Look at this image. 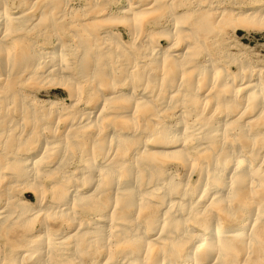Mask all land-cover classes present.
Segmentation results:
<instances>
[{"label": "bare ground", "instance_id": "bare-ground-1", "mask_svg": "<svg viewBox=\"0 0 264 264\" xmlns=\"http://www.w3.org/2000/svg\"><path fill=\"white\" fill-rule=\"evenodd\" d=\"M12 1L0 264H264V71L209 50L229 26L264 32V0ZM45 19L72 42L37 46Z\"/></svg>", "mask_w": 264, "mask_h": 264}, {"label": "rangeland", "instance_id": "rangeland-1", "mask_svg": "<svg viewBox=\"0 0 264 264\" xmlns=\"http://www.w3.org/2000/svg\"><path fill=\"white\" fill-rule=\"evenodd\" d=\"M7 2H8V5L10 4L11 5V7H14V5L16 4L14 1H12V0H6ZM74 2H72V8L74 9V10H76V9H78L79 8V6L80 5H82V4H85V2H83V1H85V0H73ZM126 1V2H125ZM237 2H239L240 0H236ZM14 2V3H13ZM121 2V1H120ZM114 3V2H113ZM124 3V5H126L127 4V0H122V2H121V4H123ZM80 4V5H79ZM251 4V5H250ZM254 4V5H253ZM259 2L258 3H253V2H251V3H249V5H247L248 7H249V9H252V8H257V7H259ZM13 5V6H12ZM253 5V6H252ZM257 5V6H256ZM83 6V5H82ZM115 6V5H114ZM108 7H110L111 8V4L108 6ZM23 10V9H22ZM22 10H19L18 12H24V11H22ZM43 12H42V10H38V12H36V14H35V19L36 20H39L40 19V17L42 18V14ZM80 15V14H79ZM79 15H77V16H79ZM47 18H48V16H47ZM49 18H50V16H49ZM46 21L45 22H47V23H49V24H46V25H49V26H47V30H44V28H43V26L41 27V28H43L41 31H37V32H35V34H34V38H35V40H36V45L37 46H46V47H48V48H54V47H56L57 46V44H58V41H57V39L56 38H58V37H56L57 35H59L60 34V36L64 39V40H66V41H68V42H72L71 40L73 39L72 38V36H70V35H72L71 34V32L69 33V32H67L68 31V24H66L65 26H66V28H64V29H61V30H59L58 28L56 29V28H51V25H50V22H51V19L49 20V22L47 21V19H45ZM40 21V20H39ZM148 22H152V21H148ZM147 22V24H145V28H149L150 27V25H151V23L149 24ZM84 23V22H83ZM149 24V25H148ZM43 25H45V24H43ZM147 25V26H146ZM102 26V25H101ZM45 27V26H44ZM49 27V28H48ZM98 29H97V31H95V33H98V32H102V28H100V27H97ZM151 28V27H150ZM67 29V30H66ZM233 28L232 27H228V30H226V32H223V33H221V34H218V40L217 41H222V39H223V41L222 42H220V43H222V45H218L219 43L216 41V42H214V43H210L209 44V47L210 46H213V47H211L209 50L211 51V49H212V51H211V53H213V54H215V55H220L221 53V55L223 56V58L224 59H226V61H228V60H230L229 58H227L226 57V55H229V56H231V57H233L232 55H235L234 57H233V61L234 60H237L236 62H230V61H228V62H230V64H229V67H230V69H232V72H236V71H238L239 70V66L238 65H242V64H240V63H246L248 66H249V68H250V70H252L253 71V69H256L257 70V73H259L260 71H261V73L264 71V32H260V33H257V32H252V33H249V32H244V31H241V30H238L237 32H236V34L234 33V31L232 30ZM146 30V29H145ZM46 31V33H48V34H46V33H44ZM59 31V32H58ZM60 31H61V33H60ZM123 32H122V37H124L125 39H126V41L128 40V33H129V31L127 30V29H123L122 30ZM126 31V32H125ZM67 32V33H66ZM100 32V33H101ZM146 32V31H145ZM55 33V34H54ZM46 34V36H44ZM230 34V35H229ZM54 35V36H53ZM221 36H223V37H221ZM230 38V39H229ZM48 39V40H47ZM224 39H226V40H224ZM46 40V41H45ZM229 42V43H227V42ZM233 42V43H232ZM237 42L239 43V45L242 47V48H240L239 50L238 49H236L235 48V50L234 49H232L231 47H233L234 45H235V43L237 44ZM230 43H231V45H230ZM211 44H213V45H211ZM229 46H228V45ZM35 45V46H36ZM227 45V46H226ZM36 46V47H37ZM224 46H226V47H224ZM166 47H168L167 46V44H165V46H164V48H166ZM217 47H219V48H217ZM227 47L229 48L228 50H223V49H227ZM244 48V49H243ZM215 51H214V50ZM217 49V50H216ZM241 49H243V50H241ZM220 50V51H219ZM201 51V50H200ZM203 51V50H202ZM202 51L200 52L201 54H198V58H200V60H204L203 58L205 57L204 56V54L202 53ZM223 51V52H222ZM228 51V52H227ZM217 54H216V53ZM225 52V57H224V55H223V53ZM244 52V53H243ZM219 53V54H218ZM230 53V54H229ZM239 53H242V56H240L239 55ZM202 54H203V56H202ZM243 54H245V55H243ZM247 55V56H246ZM221 57V56H220ZM244 57H246V58H244ZM235 58V59H234ZM233 63V64H232ZM239 63V64H238ZM255 67V68H254ZM253 68V69H252ZM256 70H254V71H256ZM256 73V72H255ZM262 74H264V72L262 73ZM46 93V92H45ZM49 95L50 96H46V97H44L45 96V94H44V96H42L41 98L42 99H53V100H66V99H68V94L65 92V91H62V90H52L50 93H49ZM48 97V98H47ZM57 98V99H56ZM66 102H68V101H66ZM176 122L177 121H173L172 123L173 124H176ZM35 159V156H33L32 157V159ZM75 161H72V163L70 162V168L71 169H75L76 168V162L74 163ZM70 169V170H71ZM197 180V177L195 178V181ZM17 195H19L20 197H21V195H22V193L20 192H18V194ZM47 195H49L48 197L49 198H51V194L49 193V194H47ZM31 196H33V195H31ZM29 200L31 201V202H34L35 201V197L33 196L32 198H29ZM1 206V205H0ZM36 224V225H35ZM34 226H35V228H34ZM31 228H34V229H32V230H34V231H31ZM28 229H30L29 231H27ZM36 229V230H35ZM40 229V223L39 222H37V223H34V224H32V225H28V228L26 227V231H27V233H35L36 231H38ZM8 249V248H7ZM102 262L100 261L99 263H98V261L95 263V264H101Z\"/></svg>", "mask_w": 264, "mask_h": 264}]
</instances>
